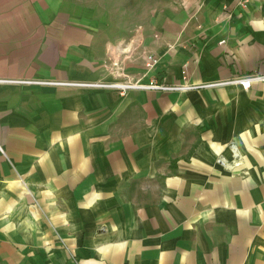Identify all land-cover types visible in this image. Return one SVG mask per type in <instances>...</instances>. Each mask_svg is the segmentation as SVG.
<instances>
[{
	"label": "crops",
	"instance_id": "0c3cea01",
	"mask_svg": "<svg viewBox=\"0 0 264 264\" xmlns=\"http://www.w3.org/2000/svg\"><path fill=\"white\" fill-rule=\"evenodd\" d=\"M118 70L262 74L264 0H0V264H264V80Z\"/></svg>",
	"mask_w": 264,
	"mask_h": 264
},
{
	"label": "built area",
	"instance_id": "2783aa9c",
	"mask_svg": "<svg viewBox=\"0 0 264 264\" xmlns=\"http://www.w3.org/2000/svg\"><path fill=\"white\" fill-rule=\"evenodd\" d=\"M156 62V58L148 54L146 56V62L145 66L147 69H150L153 67V65ZM183 77H185L183 75ZM258 80H264V73L258 74V73H250L246 75H241L232 79H227V80H222V81H216V82H211V83H203V84H180V85H171V84H166V83H159L156 80H149L148 82H140L139 80H136L134 84L132 85H127L123 84L120 87L127 88V87H136V88H141V89H158V90H170V89H191V88H202L210 85H217V84H224V83H231V84H238L242 86V88H248L250 84L253 81H258ZM1 81V80H0ZM90 85H95V83H89ZM102 85H108V86H117L118 84L116 83H111V84H105L102 83Z\"/></svg>",
	"mask_w": 264,
	"mask_h": 264
},
{
	"label": "rangeland",
	"instance_id": "374dc122",
	"mask_svg": "<svg viewBox=\"0 0 264 264\" xmlns=\"http://www.w3.org/2000/svg\"><path fill=\"white\" fill-rule=\"evenodd\" d=\"M133 30V29H132ZM149 53H146V56L148 55ZM155 57V56H154ZM156 58V62H157V60H158V58L157 57H155ZM155 62V63H156ZM145 68H147L146 66H145ZM119 72V77L121 78V79H119V80H117V81H99V82H94L95 83V85H90L89 83H87V82H83V84L85 85V86H96V87H102V88H109V89H112L116 94H118V93H123V92H126L128 89H135V90H144V89H141V88H136V87H127V88H123V87H120L121 85H123V84H127V85H132V84H134L135 83V81L136 80H139V79H136V78H127L126 76H124V77H126V78H122L121 76H123V74H126L124 71H122V70H118ZM152 78H150V80H151ZM149 80V79H148ZM153 80H156V79H153ZM140 82H148V81H146V78L144 79V80H139ZM157 81L159 82V83H165V81H159L158 79H157ZM102 83H105V84H111V83H116V84H118L117 86H113V87H111V86H108V85H102ZM228 84H230V83H228ZM242 87V86H241ZM226 146V148H227V150H228V154H229V156H227L225 159L222 157V156H218V158H219V160L221 159V158H223V159H221L220 161L222 162L221 164L224 166L225 165V163L228 165V166H225V168H227V169H232L233 167L235 168V165H238L239 163H240V165H242V163L244 162V157H245V155L243 154V152L240 150V148H239V144H238V142L234 139V138H231V139H229L228 141H227V143L225 144ZM243 169V168H242ZM240 174H243L244 173V171H240L239 172Z\"/></svg>",
	"mask_w": 264,
	"mask_h": 264
}]
</instances>
